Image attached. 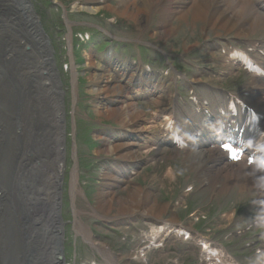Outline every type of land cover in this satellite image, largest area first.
<instances>
[{"label":"rangeland","instance_id":"374dc122","mask_svg":"<svg viewBox=\"0 0 264 264\" xmlns=\"http://www.w3.org/2000/svg\"><path fill=\"white\" fill-rule=\"evenodd\" d=\"M119 1L121 0H106L107 6L104 5L105 8L95 11L90 8H96L98 4H90L92 0H29L28 3L31 12L37 16L41 31L52 50V63L59 80L61 105L64 110L65 162L60 180L61 186L58 188L63 228L62 260L66 264L90 263L93 260L107 264L97 250L89 244L86 237L77 231L75 222L76 219H80L90 228L93 243L107 246L118 257L119 264H175V262L199 264L197 253L182 244H176L167 249H149L147 259H142L140 248L143 247L141 242L145 237L144 232L154 230L164 219H169L196 227L205 236L223 243L238 258L254 262L256 254L245 245L247 242H252L249 241L252 232L244 237H237L244 227L257 221L262 215L249 196L240 194L237 190L216 192L212 188L201 185L195 178V174L186 167L184 155L169 157V151L166 148L161 153L165 159L156 163L153 162L156 158L154 151L140 154L135 170L128 174L127 178L121 176L122 164L117 165L114 162L115 156L104 152L103 143L113 141L110 137L116 134L117 123L111 118L99 116L98 111L105 105L112 107L111 104H115L120 97L115 95L109 100L103 94L90 93L93 74L100 75L99 84L109 80L116 83L119 79L128 81L130 84L132 74H126L130 73V70L136 72L137 69L145 67L147 78L149 76L163 77V86L170 89L171 94L177 96L178 101L189 97L194 90L201 92L205 90L204 82L207 80L211 83L220 82L226 85V80L223 82L217 74L223 67L220 46L219 44L212 48L208 46L211 38V44L216 42L217 39H213V36L219 32L213 29L212 25L204 22L205 20L193 21L191 15H188L186 19L173 18L171 24L175 29L174 32L166 37H159L156 31L160 27L161 8L142 14L135 21L120 16L112 10ZM138 1L142 2V0ZM164 2L166 3V0ZM174 2L176 0L171 5L176 8ZM5 3L6 0H0V4ZM21 3L19 5L23 6L24 3ZM180 5L185 3L180 2ZM22 12L20 6L12 8L8 5L5 11L3 9L0 11V17L8 19L14 15L21 21ZM6 33L7 31L0 29V45L2 40L9 39ZM87 59L90 65L86 64ZM115 61L117 63H114ZM120 64L126 66V69L122 70ZM1 66L0 69L5 67L3 63ZM8 68L0 72L1 78H4L2 83H8L6 91L12 92L13 88L16 94L18 92L17 87L13 86L15 79L13 68ZM101 69L104 70L105 75ZM125 71L126 74H123ZM175 71L180 74L176 82L170 79L172 76L177 77ZM188 81L196 83L190 85ZM201 81H203L202 84H200ZM237 88L232 87L234 90ZM24 101L27 102L28 98L25 97ZM134 101L141 112L148 113L155 110L156 106L152 103L137 98H134ZM6 102L8 101L5 95H0L1 105L6 107ZM156 105L159 106V104ZM16 114V117L22 116L21 112ZM2 120H4L3 115ZM1 134L0 132V158L8 160L11 158L6 146L8 134H2L3 136ZM39 158L40 154L28 159L33 162L35 159L38 161ZM1 165L2 162H0V178L2 179L7 171ZM16 165L20 167L17 162ZM13 166L15 167L14 162ZM168 167L172 168L175 174L174 180H170L165 175ZM30 170L32 171V168ZM12 173L13 170L10 177ZM73 173L76 174L75 180L80 190V194L75 196L74 203L71 192ZM37 180L36 186L42 187L39 176ZM11 181V179L8 180L10 186ZM117 181H121L120 186ZM105 184H108V187L112 189L110 191L116 192L118 196L126 197L135 187H140L143 193L152 195L150 199L152 204L160 209L159 223L141 216L137 220L127 219L130 217H124L122 222L115 220L114 217L119 215L116 200L113 202L111 211L105 214L106 217L103 214V217H100L96 210L97 201L99 194L103 193ZM8 189L13 193V197H17L16 187ZM7 200L13 201L9 198ZM17 200L14 199L12 203L19 211L21 205L19 206ZM30 206H36L33 199ZM75 209L80 212L79 215L74 212ZM231 213H234L232 219L226 216ZM2 215L4 218L7 216L5 209L0 214V235L7 232V226L12 225L11 222H13L7 221L4 225ZM21 225L23 224L19 221L17 226ZM256 225L262 227L259 222ZM23 226L25 229L19 231V234L27 236L30 230L29 221ZM261 233L262 231L258 229L254 234ZM7 234L9 235L8 232ZM17 239H19L18 236ZM257 240H259L258 236L254 241ZM20 248L22 250L20 249L19 254H22L24 250L23 247L20 246Z\"/></svg>","mask_w":264,"mask_h":264},{"label":"bare ground","instance_id":"6f19581e","mask_svg":"<svg viewBox=\"0 0 264 264\" xmlns=\"http://www.w3.org/2000/svg\"><path fill=\"white\" fill-rule=\"evenodd\" d=\"M173 1L166 0L165 3L164 0H142V2L121 0L112 10L120 16L137 21L140 15L161 8L160 27L156 31L159 37H166L174 32L175 29L171 24L173 18L186 19L188 15H191L193 21L205 20L204 22L212 25L213 28L221 29V32L240 34L245 38L251 34L264 35V14L254 6L255 0H176L174 4L177 9L171 5ZM21 2L24 3L23 6L19 5L22 4ZM180 2L185 5H180ZM28 3L29 0H6L5 4H0V11L2 9L5 11V7L8 5L12 8L20 6L23 10L21 21L14 15L8 19L0 17V29L7 31L6 34L9 37L6 39L5 34L2 35L5 39L1 41L0 45V67H2V63L5 67L0 69V72L7 70L8 67L13 68L15 76L13 86L17 87L18 92L15 94L13 88L12 92L6 91L8 83H2L4 78H1L0 75V95H5L8 101L6 107L0 103V132L4 135L8 134L6 146L11 154V158L8 160L0 158L1 166L6 169L8 174H6L8 177L3 175L4 177L0 178V214L5 209L7 216L4 218L2 215L1 217L4 219V225L7 221H13L12 225L9 224L6 228L9 235L7 232L0 235V264H64V261L59 257L63 254L61 242L63 228L60 203L58 202V188L61 186L60 180L65 162L62 95L58 87L57 73L52 63V50L41 31L37 16L31 12ZM90 4H98V7L90 8L92 11L105 8L104 5L107 6L106 0H92ZM221 32H216L215 36H222ZM233 51L231 49L229 53ZM88 60L86 64L90 65ZM227 63L229 64L228 61ZM232 69L233 66L222 71L221 75L226 77L228 73H234ZM101 72L105 75L104 70L101 69ZM92 77L93 85L90 93L103 94L109 100L115 95L120 97L115 104H111L112 107L105 105L98 111L99 116L111 118L120 125V138L115 140L117 142L112 143L104 141V152L131 164L138 161L137 158L140 154L152 151L156 153V158L153 159L154 163L164 160L165 156L161 155L164 149L160 147L164 141H167L166 135L162 131L163 123L158 122L159 119L157 120L153 115L150 118H141L143 116L141 109H138L132 92L128 90V83L123 79L117 80L116 83L109 80L99 84L100 75L93 74ZM172 79L177 81L178 77ZM138 81H142V79H138ZM136 82L137 80L134 83ZM193 83L196 82L193 81ZM135 87L141 88V83L135 84ZM152 90L158 92L156 99L160 102L163 101V98L170 96L168 91L160 92L159 86L150 87V92ZM25 97L28 98L27 102L24 101ZM258 100L262 101L261 98ZM203 109L205 108L203 107ZM17 112H21L22 116L16 117ZM172 113H175L174 109ZM2 115L4 120H2ZM164 118L166 121L168 120L166 115ZM155 128L161 129V133L152 135L151 138L147 134H142L150 133ZM132 132H137L138 138L130 135ZM39 154L38 161L35 159L32 162L28 159ZM178 156L175 153L169 155V157ZM219 156L220 153L215 151H189L184 155L185 165L203 186L212 188L216 192L237 190L238 193H243L250 199L259 197L258 200L262 202L264 173L257 169H244L239 165L216 162L219 161ZM16 162L20 164V167L16 165ZM30 166H32V171ZM11 170H13L12 177H10ZM73 174L71 192L74 196V203L75 196L80 194V190L75 180L76 174ZM165 175L170 180L175 178L170 167L166 169ZM38 176L42 187L36 186ZM9 179L12 180L11 186L8 182ZM6 181L7 184H5ZM117 184L120 186L121 181H117ZM108 186V184L103 186V193L99 194L97 201L96 210L100 217L103 215L106 217L105 214L111 211L113 202L116 200L119 215L114 218L128 217L129 214L135 215L142 212L156 219L159 218L158 211L160 209L152 204L150 200L152 195L143 193L140 187L133 188L126 197H123L110 191L112 189ZM11 187L17 188V197H13V193L8 191V188ZM8 198L13 201L18 199L22 211H17V208L13 206V201L9 202ZM32 199L36 204L34 207L30 206ZM263 207L260 205L259 209L264 210ZM23 211L24 214H22ZM74 212L80 214L76 209ZM19 221L23 225L29 221L30 230L27 236L19 234V231L25 229L23 225L17 226ZM75 223L77 231L86 237L107 264H119L118 257L107 246L93 243L92 233L87 225L80 219H76ZM20 246L24 250L21 252L22 254H19L22 250Z\"/></svg>","mask_w":264,"mask_h":264},{"label":"snow or ice","instance_id":"6c2138e0","mask_svg":"<svg viewBox=\"0 0 264 264\" xmlns=\"http://www.w3.org/2000/svg\"><path fill=\"white\" fill-rule=\"evenodd\" d=\"M230 146H228V145H225V148H229Z\"/></svg>","mask_w":264,"mask_h":264}]
</instances>
